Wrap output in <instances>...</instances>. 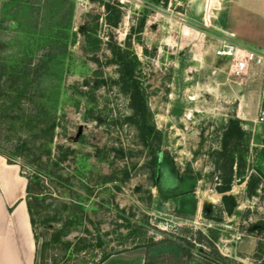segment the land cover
<instances>
[{
    "label": "rangeland",
    "instance_id": "obj_1",
    "mask_svg": "<svg viewBox=\"0 0 264 264\" xmlns=\"http://www.w3.org/2000/svg\"><path fill=\"white\" fill-rule=\"evenodd\" d=\"M223 2L0 0V155L37 177L36 264H264L260 76L214 56ZM238 22L259 44L261 22Z\"/></svg>",
    "mask_w": 264,
    "mask_h": 264
},
{
    "label": "crops",
    "instance_id": "obj_2",
    "mask_svg": "<svg viewBox=\"0 0 264 264\" xmlns=\"http://www.w3.org/2000/svg\"><path fill=\"white\" fill-rule=\"evenodd\" d=\"M187 11V10H186ZM193 11V12H192ZM194 20L201 21V12L191 9ZM220 32L233 35L253 47H264V0H224L216 18ZM238 21H259L263 25L256 39L259 44L247 41L243 26ZM243 25V24H242ZM27 180L18 167L8 164L0 155V264H36V240L26 203ZM127 261L142 264L141 255L120 252L105 262Z\"/></svg>",
    "mask_w": 264,
    "mask_h": 264
},
{
    "label": "built area",
    "instance_id": "obj_3",
    "mask_svg": "<svg viewBox=\"0 0 264 264\" xmlns=\"http://www.w3.org/2000/svg\"><path fill=\"white\" fill-rule=\"evenodd\" d=\"M233 37L227 35L221 39V44L214 49V56L228 59L235 76L244 75L251 66L258 69L260 87L257 122L264 124V47H252L241 41H233Z\"/></svg>",
    "mask_w": 264,
    "mask_h": 264
},
{
    "label": "trees",
    "instance_id": "obj_4",
    "mask_svg": "<svg viewBox=\"0 0 264 264\" xmlns=\"http://www.w3.org/2000/svg\"><path fill=\"white\" fill-rule=\"evenodd\" d=\"M116 57L118 58V62L120 65L121 80L123 84L128 88V91H129L130 107L134 111V114L144 118L146 115L147 107H146V103L144 101L143 95L141 93L140 87L138 86V82L136 81L135 64L138 63L137 58L134 55L130 57L128 54H121L120 52H118V55ZM228 129L230 132V136H234V135L240 136L241 135V129L238 125L237 120H231ZM151 130H152V127H148L144 123V127L142 130L144 136L147 137L149 133L151 132ZM36 178H37L36 175H34L32 180L27 182V187H26V194H27L26 203H27V208H28V212L30 215V222H31L33 230H34V225H35V219L32 213V205L29 200V196L30 194H34L32 193V188H33V184H37ZM34 235L36 239L35 230H34ZM109 256L110 254L104 253L97 264L103 262Z\"/></svg>",
    "mask_w": 264,
    "mask_h": 264
}]
</instances>
